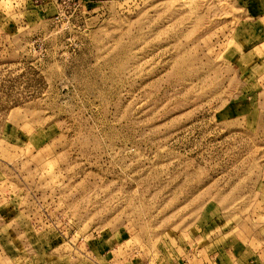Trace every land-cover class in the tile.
Segmentation results:
<instances>
[{
    "label": "rangeland",
    "instance_id": "rangeland-1",
    "mask_svg": "<svg viewBox=\"0 0 264 264\" xmlns=\"http://www.w3.org/2000/svg\"><path fill=\"white\" fill-rule=\"evenodd\" d=\"M208 253L264 260V0H0V264Z\"/></svg>",
    "mask_w": 264,
    "mask_h": 264
},
{
    "label": "crops",
    "instance_id": "crops-1",
    "mask_svg": "<svg viewBox=\"0 0 264 264\" xmlns=\"http://www.w3.org/2000/svg\"><path fill=\"white\" fill-rule=\"evenodd\" d=\"M201 257H203L202 264H223L224 263L223 259L220 260L221 257H216V259H215L214 257H211L210 253L206 254V256H201ZM204 257H207V260ZM258 257H260V256H258ZM211 259H213V262H212ZM261 261H262V264H264V260L261 259ZM183 264H199V262H196V263L195 262H192V263L191 262H187V263H183Z\"/></svg>",
    "mask_w": 264,
    "mask_h": 264
}]
</instances>
